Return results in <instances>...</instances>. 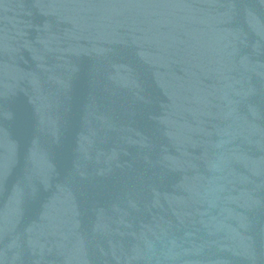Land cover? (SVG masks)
I'll return each instance as SVG.
<instances>
[{"label":"water","instance_id":"1","mask_svg":"<svg viewBox=\"0 0 264 264\" xmlns=\"http://www.w3.org/2000/svg\"><path fill=\"white\" fill-rule=\"evenodd\" d=\"M0 264H264V0H0Z\"/></svg>","mask_w":264,"mask_h":264}]
</instances>
